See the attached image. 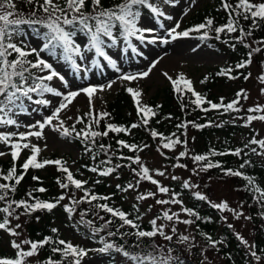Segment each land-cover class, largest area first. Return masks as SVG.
<instances>
[{"label":"snow or ice","instance_id":"1","mask_svg":"<svg viewBox=\"0 0 264 264\" xmlns=\"http://www.w3.org/2000/svg\"><path fill=\"white\" fill-rule=\"evenodd\" d=\"M165 3H170V0H164ZM195 0H193V3ZM29 5H34L32 11L27 14V18H25V14L18 12L16 9V5L14 0H0V125L8 126L15 125L17 129L21 126L18 124L17 120L13 118V115L16 114L17 111L25 112L27 111L25 107V101L32 102L36 105H40L43 107H48L50 105V101L48 99L43 98L46 93L52 94L55 97H61L59 104L51 110V114L47 115L43 121H37L34 125H27L30 129L26 132H0V143L10 147L11 149V157L13 161L12 167L7 171L6 175H3V180L9 181L15 179L14 185H9L8 183H0V201H4L7 197L8 191L15 192V185H19L20 182L24 178V173H26L30 168L32 169H43L47 165H56L57 170L65 174V178L68 183L62 182L60 179H57V183L62 189H67L69 184L73 185L76 189H83V185L86 181H81L79 179L74 178L73 173L69 170L68 167L65 166V162L62 159H38L40 153L42 151L41 147L37 144L31 143V137H35L37 140L46 139L44 136V130L46 127L51 128L52 131L57 132L61 137L68 138L75 135L77 138H83L84 141H95L96 137L104 136L107 137L109 132L115 133H130L131 129H135L140 127V124L133 123L130 127L117 126L114 123H106L105 131H95L92 130V126H99L101 121L105 117H109L110 114L106 111L100 112L98 114H94L93 112V97L96 95L98 91H103L104 88H97L96 86H88L79 89L78 91L69 90L66 93L58 90L51 82L54 80H59L63 87H67V82L65 81V77L57 71L53 64L45 60L41 57L40 53L47 51L49 56L55 57L57 56V49H61L60 58L66 61H70L71 67L75 72L83 71L85 74L89 69L83 68L80 64L77 63L73 56L80 57L81 60L85 59V53L94 50L95 56L103 58L104 61L107 62V65L110 66L117 72H120V68L117 67V61L113 59L106 51H105V40L102 37H106L111 41L110 46H115L117 41L113 35V29L117 28L120 32V35L123 37L125 42H129V38L135 37V39L141 43H156L158 38L154 35V29L147 27L138 26V21L141 19V12L139 9L141 7L150 10L151 14L156 18L163 17L165 20H172V16L166 15L165 12L161 11L160 7L150 2V0H122L121 3L116 4L113 7H104L102 4V0H63V4L59 2V0H27ZM89 4L91 5V11H86ZM223 8L225 11L230 13L228 23L224 26L216 27L214 31L217 34V39H219L220 33L225 30L228 33H233L238 30V21L235 20L232 16L234 13L236 16H243L245 20L251 19L252 24L250 26L249 31L245 32L244 29H239L241 32V37L251 35L252 30L259 27L258 21H264V0L262 2L254 3L252 0H237V3L233 6L227 2L223 3ZM42 12V16H38L37 12ZM92 22V23H90ZM159 23V20L157 21ZM34 26L40 25L42 28L47 31L44 33L45 43L39 49L37 48H28L18 46L17 43L13 42V37L15 35L22 34L21 26ZM213 25L212 19H207L205 23H201L199 25L194 26L193 28L177 31L180 28L179 22L175 24L174 27L165 29L168 37L171 40H176L180 37H188L190 32H198L200 33L202 30L206 28H210ZM161 28H165L163 23H160ZM78 28L80 31H87L89 34V44L86 48H82L79 44L75 43L73 40V36L76 34L75 31H71L68 29H76ZM146 33L148 36H146ZM150 37V38H149ZM208 37V32L204 31L201 35V39H206ZM241 43L243 40L238 37ZM163 43H169L168 39H162ZM261 45H264V41L258 42ZM128 46L132 49V52H136L137 48L134 47L130 42ZM245 47H250V45L245 44ZM234 47V45H233ZM261 47L253 48L248 53V60L237 63L235 67L237 69H241L246 67L251 63V57L253 52H260ZM13 54L15 56L13 57ZM34 56L33 60L28 59V57ZM10 57H13L10 59ZM159 61H154L148 67L147 70L141 71L134 74H121L119 79L122 81H135L138 79H144L149 77L152 70L157 66ZM93 65L95 67H100V62L98 60H93ZM36 70V71H33ZM232 69H222L218 75L224 76L229 75L230 79H235L230 75ZM163 75L170 81L173 91L180 94L181 96L187 92L191 93L192 97L195 99L191 100L190 103L194 104L197 108H200L202 104H204L205 98L198 92L195 91L193 87V82L187 78L183 73H179L176 78H173L167 72H164ZM250 75V74H249ZM207 77L201 81V83H205L207 81ZM244 79L247 80L248 76H244ZM259 80L262 84H264V75L259 77ZM31 81V83H29ZM183 85V87H181ZM105 87L111 88L112 83L107 84ZM126 91L131 94V97L136 105L137 115L140 117L142 125L147 126L149 123V118L154 117L156 112L153 107L143 104L141 102L142 92L140 89H133L132 87L126 88ZM33 94L41 97L40 99H33ZM84 94L88 99L89 111L84 114V117H90L91 119L85 125V128H81L77 130L76 124L85 123L84 118L77 116L75 117V123L71 126H66L65 120L61 119V113L64 112L68 107L73 103V101ZM261 94H264V88H261ZM237 99L227 103L226 105L223 103V98H221V103H212L211 101H207L210 105L211 109H220L223 108L224 112L232 111H240L238 107L239 101L241 98L248 99V94L246 90L241 89L236 93ZM160 106L157 105L156 108ZM182 109L185 105L181 106ZM207 111L208 109H203ZM249 113H264V106L255 105L247 110ZM171 118V117H168ZM67 119L72 120L73 117L69 116ZM259 120L264 121V114L260 115H249L247 116V122L250 124L252 121ZM159 123V121H157ZM191 123L195 128L205 127L206 125H199L194 122ZM180 128L187 127V123H181L178 125ZM151 136L153 138L160 137L161 140H167V143H162V147L165 149H172L175 145L182 143L179 139H172L170 137H164L163 134L158 133L155 129H151ZM175 135V134H173ZM117 144L123 146L124 148L132 150H143L139 148L136 144H128L124 140H118ZM249 144L258 145L260 149H264V139H256L253 137ZM46 148L47 145L45 144ZM144 148H147L148 145H144ZM248 147V145H245ZM101 149H104V145H100ZM24 149L30 150V155L24 161V163L20 166L23 169V173L17 175V167L15 162L20 158L21 152ZM91 151V149H88ZM159 151V149H158ZM252 152L257 153L258 155L264 154L257 152L256 148L251 149ZM242 152V149H236L231 154L239 156ZM7 153L4 151H0V156H4ZM163 154V153H161ZM227 155L229 153H217L215 151L211 152L212 156L215 155ZM186 155L185 152H180L177 159L180 157H184ZM126 159L132 160L133 163L140 164L139 172H136V175L139 176V179L136 181V184L129 183L127 188L123 189L127 191L129 189H134L139 185L140 181L147 180L150 181L153 185L157 186V189L160 193H168L169 188L161 186L159 181L154 179L150 174V170L140 162V157L137 155L133 157H127ZM192 160L195 162L207 161L208 157L205 155H194L192 156ZM111 161H106L105 163H110ZM249 161L245 160L244 163L240 165V168H244ZM121 167V165L117 164L115 167H108L102 171H99L100 175L107 176L114 172L117 168ZM174 167H185V165L177 164ZM213 167H220L218 163L207 162L202 167V171H207ZM93 172H97V168L90 169ZM224 175L226 176H234V177H242L243 173L238 170L233 169H222ZM156 174L160 176H164L165 172L156 170ZM245 180H247L249 185H254V178L249 176H243ZM33 180H39V177L33 176ZM172 179H178V177L173 176ZM119 188L120 185H117ZM183 187L185 189L197 187V185L190 184L188 181H184ZM34 191L37 192H45L46 189L43 187H39ZM254 191L259 194L258 197H254L257 199V202H264V189L260 187H254ZM155 194L151 191L138 194L137 200H145L149 197H153ZM178 193H173L172 198L170 200H156L157 204H182L180 199H177ZM195 197L201 201H207L212 208L218 209L221 212L228 210L233 212L234 217L239 219L243 217L246 220H250V216L244 215L242 211H236L231 209L227 202H219L212 203L208 197L201 194L200 192L194 193ZM28 196L35 200L34 203H28L25 200L20 201H9L7 207L0 208V212L7 214V217L14 216L15 210L19 208L24 209L23 214H31L36 210H47L51 212L60 201L65 199L64 195L59 196L55 202H46L39 200L32 196V193L29 192ZM85 197H89L88 202L91 203L98 199L95 194H89L87 191L84 193ZM84 198L82 197L81 200ZM100 199H107L106 197H100ZM81 201H73V203L78 204ZM15 205V208L12 205ZM264 206V205H262ZM96 207L102 209L103 211L110 213L113 217H117L120 221H122L121 227L127 225L133 229H137L134 233H123L122 235H135L137 240L141 238H153L159 235L165 241L171 242L173 240V235L166 234L164 231L163 225H157V220L160 217H156L150 221L152 225V229L150 231L140 230V226L132 219L127 217V214L120 209H116L108 206L107 204H99ZM135 207V206H134ZM151 207V206H149ZM242 207V205H241ZM64 210L71 214L73 212V208L65 205ZM182 211L187 213L188 216L196 217V219H202L198 214L192 209L183 207ZM84 213L81 214L83 217ZM264 216V213L261 214ZM4 218L2 222H0V230L7 231L11 236L18 237L20 233L16 231V229H20L21 225L16 224L15 228L9 227L10 220L8 218ZM174 217L176 218L177 223H183L185 225H190L194 221L190 219L180 220L178 213L169 214L168 211L163 212V219L167 221H173ZM16 219H19V216H15ZM140 217H137L139 219ZM39 219V218H37ZM91 225V221L87 222ZM112 221H106L105 227L108 224H111ZM229 227H233L229 225ZM58 230L53 228L52 232L55 233ZM100 231L99 228L94 229L95 233ZM172 233H176L177 229L172 227ZM109 236L115 235L113 232L108 233ZM213 249L217 247V244L220 241H214L211 237H206ZM236 238L240 241L241 244L246 246L249 250V254L256 260L260 261L261 257L257 255L255 251L256 245L249 244L247 240L243 238L239 233H236ZM190 237L186 235H181L178 238V241L183 243L189 241ZM101 241H103V237H101ZM49 243H55L58 245H62L63 247H53L51 251L53 253H60L63 258H67L71 256L72 262L71 264H81V261L84 257L88 255V251L84 248H80L78 246H74L70 242H67L63 239H59L56 241H52L50 237H45L40 241H31L28 239L17 241L15 239L10 241V245L13 249L16 250L15 258H0V264H27L28 258H32L36 256L41 248ZM28 245L29 247L25 249L23 246ZM139 247V244L136 245ZM152 251L144 252L143 254H131L126 251L123 246H116L113 243L104 242L103 247L96 249L99 253H107L109 250L114 249L118 253H122L123 257L127 258L131 264H185V262L179 257H174L171 255L173 249L168 248L167 251L164 250V247L161 245L153 244L151 245ZM43 264H61V261L53 260L51 257L47 259Z\"/></svg>","mask_w":264,"mask_h":264},{"label":"rangeland","instance_id":"2","mask_svg":"<svg viewBox=\"0 0 264 264\" xmlns=\"http://www.w3.org/2000/svg\"><path fill=\"white\" fill-rule=\"evenodd\" d=\"M59 2L63 4V0H59ZM150 2H155V5L160 7L161 11L165 12L166 15L172 16L173 19L165 20L163 17L156 18L151 12H147L141 7L139 9L141 12V19L138 21V26L154 29V35L156 37L168 39L169 43H163L162 39H157L156 43H141L137 41L135 37H131L129 38V42L137 48L136 52H132V49L128 46L129 42H125L119 30L114 28L113 35L117 41L115 46H110L111 41L108 38L102 37V39L105 40V51L117 61V67L120 68V72L108 66L103 58L96 57L94 50L85 53V59L83 60H81L80 57L73 56V59L82 66V69H89L86 74L83 71L79 73L73 71L70 61L60 58L61 49H57V56L55 57L49 56L48 52L44 51L40 53L41 57L52 63L54 68L65 77V81L67 82V87H63L59 80H54L51 82L53 86L65 93L69 90L78 91L88 86H96L97 88L103 87L104 90L98 91L93 97V112L95 113L102 112L105 104L112 101L125 85L133 89H140L142 92L141 102L147 105L149 100L154 96H159L158 100H160L164 89L172 86L170 81L163 75L164 72H167L173 78H176L179 73H183L193 82L195 91L199 93L202 90L199 83V79L202 76H205L207 72L212 73L216 68L229 67L227 54L223 51H216L213 47H209L198 35L171 40L165 30L174 27L175 24L179 22L180 28L177 29V31H182L183 22L189 19L194 13L210 5L211 0H195L194 3L193 0H170V3H165L163 0H150ZM14 3L18 12H24V9H21L17 0H14ZM158 20L159 23L157 22ZM160 23H163L165 28H161ZM21 30L22 34L13 37V42L17 43L18 46L25 47L26 49H39L45 43L41 38L32 35L26 25ZM146 36H148L147 33ZM73 40L82 48H86L90 38L86 31V35L81 34L73 36ZM13 56H15V54H13ZM34 58V56L28 57L30 60ZM93 60H98L100 62V67H95L93 65ZM154 61H159V63L152 70L149 77L131 82L119 79L122 73L134 74L147 70ZM248 72L250 75L242 85L237 86L234 83H226V85L220 87V92L225 94L233 89H238L239 91L244 89L248 94V99H240L241 111H239V118L235 119V121L242 126V132L236 134L235 141L237 144L244 147L246 155L257 164V167L260 168L262 172L260 176H256V174H251L249 176L253 177L255 182L249 194L246 191L248 188L245 187L243 179H238V177L234 176H229V179H218L214 177L210 171L201 170L204 166L202 162H195L192 160V156L196 154L195 151L192 152L190 150L197 147L195 134L192 130H187L185 135H183V139L187 143L186 149L184 150L186 155L184 157L177 159L179 153L182 152L179 145L172 149H161V152H164L165 155L161 154L160 150L156 151L150 148L147 151L143 150L139 155L140 162L150 170L149 174L159 181L161 186L169 188L168 193H160L157 186L147 180L140 181L139 185L134 189L122 192L124 203L133 204L141 210L143 222L150 224L152 219L158 216L160 217V219L157 220V225H163L165 233L173 235V240L171 242L165 241L158 235V243L164 247L165 251H167L168 248H172L173 251L171 255L174 257L179 254L188 257L192 255L200 264H227L226 260L219 254L218 246L213 249L211 246H208L207 242L198 238L197 230L193 226V223L190 225L177 223L175 217L173 221L163 219V212L168 211L169 214L173 212L178 213L181 221L184 219L192 220V216H188L187 213L182 211L183 207L187 208L189 196H192L200 202L204 210L207 207H211L207 201L198 200L194 195L196 192H200L208 197L212 203L227 202L231 209L242 211L244 215L251 217L250 220H246L243 217L236 219L231 211L225 210L221 212L213 208L215 213L212 219L216 223L215 225L218 226L217 232H221L224 225L228 227L232 225L233 227L229 228L235 236L236 233H239L249 244L256 245L258 240H264V216L261 215L264 213V206H262L264 202L258 203L257 199H254V197L259 196V194L254 191V187H260L261 189L264 187V154L258 155L251 151L252 148H256L257 152L264 153V149H260L258 145L249 144V141L253 137L256 139H264V121L255 120L250 124L247 122V116L249 115L264 114L249 113L247 111L257 104L264 106V94H261V88H264V84L259 80V77L264 75V54L258 52L255 59L251 57V63L248 65ZM109 83H112L110 89L105 87ZM128 96L130 97V101L134 103L130 93H128ZM40 98L41 97L33 94L34 100ZM43 98L50 101L48 107L36 105L26 100L25 107L27 111H17L16 114L13 115V118L16 119L21 126L17 129L15 125H0V132H26L30 130L27 125H34L37 121L42 122L47 115L51 114V110L56 107L61 100V97H55L49 93H46ZM88 111V99L84 94H81L73 101L68 109L61 113V119L65 120L66 126H71L75 123V117L77 116L83 117L86 120L87 117H84V114ZM69 116L73 117V119H67ZM79 125L80 124H76V128L79 127ZM44 136L46 139L37 140L35 137L29 138L31 143L39 145L42 149L38 159H48L52 155L69 158V170L75 172L76 164H73V162H76L80 156V149L76 146L75 142H72L68 138L61 137L57 132L52 131L51 128L48 127L44 130ZM216 140H219V137L216 136L213 138V141ZM156 143H158L157 140L152 142V147H154ZM45 144L47 145L46 148L44 147ZM245 145H248V147H245ZM0 151L7 153L4 156H0V161H12L10 147L0 143ZM30 154V150H22L21 156L16 162L19 161L24 163ZM134 164L137 165L139 172L140 164ZM177 164L185 165V167H174V165ZM39 170L42 175H45L48 169L47 166H45L43 169ZM156 170L165 172V175H157ZM123 173L129 176L127 171ZM173 176L178 177V179H172ZM138 179L139 176L133 174L131 183L135 185ZM108 181H110L112 186L117 183V179L112 175H109ZM184 181L197 185V187L185 189L183 187ZM178 190L186 193L180 194ZM149 191L153 192L155 195L145 200H137L138 194H144ZM173 193L179 194L177 199H180L182 204L169 203L161 205L156 203L158 199L170 200ZM245 193L248 194L247 197H245ZM13 217L15 216L9 218V227L15 228L16 224H20L21 228L16 229L20 235L14 237L7 231L2 232L0 247L3 250H7V252L15 253L16 250L11 247L10 241L13 239L17 241L29 240V238L25 229L28 225L25 217L19 216V219ZM52 226L58 230L55 232L58 239H63L74 246L89 250L88 255L83 258L81 264L107 263L108 254L99 253L96 249L100 248V246L91 244L78 234L65 210L61 209L57 211L52 218ZM150 226L152 227L151 224ZM172 227L177 229L176 233H172ZM181 235L189 236V241L183 243L179 242L178 238ZM23 247L27 249L29 246L24 245ZM239 248L243 254L251 260L252 264H264V253H261L257 247L255 251L257 255L261 257L260 261H256L249 254L248 248L241 244L240 241ZM72 259L73 258L70 256L71 262ZM248 259L246 260L247 262L249 261ZM114 261L115 264H131L127 258L123 257L122 253H117ZM27 264L43 263L39 261L36 255L32 258H28Z\"/></svg>","mask_w":264,"mask_h":264},{"label":"trees","instance_id":"3","mask_svg":"<svg viewBox=\"0 0 264 264\" xmlns=\"http://www.w3.org/2000/svg\"><path fill=\"white\" fill-rule=\"evenodd\" d=\"M21 9H24L25 18L27 14L30 13L34 5H29L27 0H17ZM41 2V0H40ZM122 0H102L104 7H113L116 4L121 3ZM229 3L235 5L237 0H211V4L202 10L194 13L186 21L183 22L181 30H187L193 28L196 25L205 23L207 19L213 20V25L210 28L198 32H190L189 36L198 35L201 37L204 31L208 32V37L203 39L204 42L209 46L216 49V51H223L227 54L229 59V67L227 68H216L214 71L207 72L205 76H202L199 79L201 85V91L199 92L204 98L205 103L197 108L194 104L190 103L191 100L195 97L191 96V93L185 92L182 96L173 91L172 86L164 89L162 93V98L158 100L159 96L152 97L147 105L153 107L156 115L149 118V123L147 126L142 125L140 117L137 115L136 105L130 101V97L126 91L128 88L126 85L116 94L112 101L105 104L104 111L110 114L109 117H105L99 126H92V130L95 131H105L106 123H114L117 126L130 127L133 123L140 124L141 126L135 129H131L130 133H115L109 132L107 137L100 136L96 137L95 141H84L83 138H77L75 135L73 137H68L69 140L75 142L76 146L80 149V156L76 162L75 172L73 173L74 178L81 181H86L83 185V189H76L73 185L69 184L67 189H62L57 183V179H60L64 183H68L65 178V174L57 170L56 165H47V171L45 175L40 173L39 169L30 168L26 173H24V178L19 185H15V192L8 191L7 197L4 201H0V208L7 207L9 201H20L25 200L28 203H34L35 200L31 199L28 196V193L31 192L32 196L46 202H55L56 199L64 195L65 199L60 201L56 208L51 212L47 210H36L29 214H23L24 209L19 208L15 210L14 216L18 215L25 217L28 225L26 226V231L29 240L31 241H40L45 237H50L52 241L59 240L56 233L52 232L54 228L52 226V218L55 216L57 211L63 209L67 205L73 208V212L69 214V219L73 223L75 230L78 234L89 241L95 246L103 247L104 242L113 243L116 246H123L124 249L131 254H137L147 251H152L151 245L158 243V235L153 238H141L137 240L135 235H122L123 233H134L137 229H133L130 226L121 227L122 221L117 217H113L110 213L103 211L102 209L96 207L99 204H107L110 207L120 209L127 214L129 219H132L134 223L140 226V230L150 231L152 227L150 224L143 222L141 210L133 205L123 202L122 192L123 189L127 188V185L131 183L133 174L138 172V167L135 165L132 160L126 159L127 157L139 156L143 150L154 149H165L162 147V143H167L168 141L161 140L158 136L153 138L151 136V129H155L158 133L163 134L164 137H170L172 139H179L182 143L177 144L181 147V151L186 149L187 143L183 139L187 130H192L195 134V140L197 141V147L190 150L195 151L196 155H205L208 157L207 161H201L204 164L207 162L218 163L220 167H213L208 169L210 173L217 177L218 179H229V176L224 175L222 169H233L238 170L243 173V176H250L251 174H256L260 176V168L257 167V164L246 155V150L244 147L237 144L235 141V136L238 133L242 132V126L236 123L235 119L239 118V111L229 110L224 112L223 108L220 109H211L207 101L212 103H221V98H223V103H227L237 99L236 93L238 89H233L225 94L220 92V87L226 85V83H234L235 85H242L245 81L244 76H249L248 65L244 68L237 69L235 65L237 63L248 60V53L251 49L260 47L259 41H264V21H258L259 27L252 30L251 35L241 37V32L239 29H244L245 32L249 31L252 24L251 19L245 20L243 16H236L232 14L233 18L238 21V30L233 33H228L226 30L219 35L217 39V34L214 31L216 27L224 26L228 23L230 13L225 11L223 8V3ZM254 3L262 2V0H252ZM86 11H91V5L89 4ZM148 12L150 10L146 9ZM38 16H42V12H37ZM25 25L21 26L23 29ZM27 26V25H26ZM30 33L36 37L44 40V33L47 31L42 28L40 25L27 26ZM75 31V35H86L85 31H80L78 28L70 29ZM240 37L243 40V43L240 42L237 38ZM45 42V40H44ZM20 44V43H19ZM248 44L250 47H245L244 45ZM259 44V45H258ZM21 45V44H20ZM234 45V47H233ZM260 53L264 54V45H261ZM258 52H253L252 58L255 59ZM14 57V56H13ZM13 57H10L13 58ZM222 69H232L230 75L236 77L235 79H230L229 75H218ZM36 71V70H33ZM207 77L205 83H201L204 78ZM31 83V81H29ZM183 87V85H181ZM159 105V108L156 106ZM182 105L185 107L182 109ZM241 111V101L236 106ZM207 108V111L203 109ZM100 112H95L98 114ZM171 117V118H168ZM91 118L87 117L85 123L80 124L77 127V130L85 128V125L89 122ZM159 121V123H157ZM194 122L199 125H206L205 127L195 128L191 123ZM219 122V123H216ZM181 123H187V127L180 128L178 125ZM219 124V125H218ZM175 134V135H173ZM219 137V140L213 141V138ZM118 140H124L128 144H136L139 148L143 150H132L130 151L127 148L117 144ZM155 140L158 141L152 147V142ZM148 145L147 148H144V145ZM100 145H104L105 148L101 149ZM175 145L174 147H176ZM91 149L89 151L88 149ZM236 149H242V152L239 156L232 155L231 153ZM215 151L217 153H229L227 155H215L212 156L211 152ZM185 152V151H184ZM48 159H62L65 162V166L69 168V158L58 157L56 155L50 156ZM111 161L110 163H105L106 161ZM249 161L244 168H240V165L244 161ZM17 167V175L23 173V169L20 167L23 162H15ZM117 164L121 167L117 168L114 172L109 175L114 176L117 179L115 185H111L108 181L107 176L99 174V171H102L108 167H115ZM12 161H0V183H8L10 186L15 184V179L5 181L3 180V175L7 174V171L12 167ZM97 168V172H93L90 169ZM136 170V172L133 171ZM259 170V171H258ZM127 171L129 176L123 172ZM132 175V176H131ZM37 176L39 180H33L32 177ZM242 177L238 179H243L245 187L248 188L247 193L249 194L252 191L253 185H249L247 180ZM131 178V179H130ZM117 185H120L118 188ZM43 187L46 189L45 192H37L35 189ZM264 189V187H263ZM87 191L90 195L95 194L98 199L88 202L89 197H85L84 193ZM180 194H185L186 192H180ZM245 193V197L248 194ZM84 198L81 200V198ZM100 197H106L107 199H100ZM81 201L78 204L73 203V201ZM135 206V207H134ZM15 208V205H12ZM187 208L195 211L198 216L202 219H196V217H191L193 226L197 230L198 238L207 242L208 246H211L206 237H211L214 241H220L217 244L219 247V254L226 260L227 264H252L251 260L243 254L239 248V241L236 238L232 230L224 225L221 232H217L218 226H216L212 217H214L215 210L211 207L203 209L200 202L194 199L192 196H189V202L187 203ZM84 213L83 217L81 214ZM7 217V214L0 212V222ZM137 217H140L137 219ZM8 219L10 217H7ZM15 218V217H13ZM39 218V219H37ZM91 221V225L87 222ZM106 221H112L111 224H108L105 227ZM99 228L98 233L94 232V229ZM4 230H0V241L1 233ZM113 232L115 235L109 236L108 233ZM103 237V241H101ZM139 244V247L136 245ZM53 247H60L55 243H49L41 248L37 254L39 261L46 262L49 257L53 260L61 261V264H71L70 256L63 258L60 253H53L51 249ZM256 247L260 250L261 253H264V240H258L256 242ZM196 252V251H195ZM118 252L114 249L109 250L108 261L106 264H115V256ZM182 259L185 264H200L192 255L186 256L179 254L178 256ZM0 258H15V253L7 252L0 247ZM249 260L248 262L246 260Z\"/></svg>","mask_w":264,"mask_h":264}]
</instances>
